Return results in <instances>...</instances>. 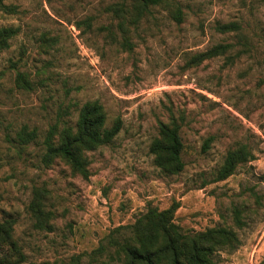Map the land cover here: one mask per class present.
<instances>
[{
  "label": "rangeland",
  "instance_id": "374dc122",
  "mask_svg": "<svg viewBox=\"0 0 264 264\" xmlns=\"http://www.w3.org/2000/svg\"><path fill=\"white\" fill-rule=\"evenodd\" d=\"M172 1L183 21L156 7L128 26L130 47L108 7L131 0H5L19 12L0 10V28L20 29L0 53V220H14L13 239L28 262L123 264L112 258L115 247L93 251L149 206L175 205L184 233L219 226L237 233L238 246L218 251L215 264H264V0ZM88 16L90 28L77 24ZM231 21L240 30L217 28ZM225 43L233 44L226 54L192 62ZM18 71L31 88L16 84ZM93 100L108 127L120 117L122 128L85 151V177L59 157L48 162L44 140L53 126L75 127ZM172 118L184 143L179 173L164 172L150 151L160 122ZM23 128L36 138L25 142ZM240 144L255 159L216 180ZM36 198L47 213L43 225L30 209Z\"/></svg>",
  "mask_w": 264,
  "mask_h": 264
},
{
  "label": "trees",
  "instance_id": "16d2710c",
  "mask_svg": "<svg viewBox=\"0 0 264 264\" xmlns=\"http://www.w3.org/2000/svg\"><path fill=\"white\" fill-rule=\"evenodd\" d=\"M156 7H165L172 18L178 23L183 21V11L178 3L172 0H131L130 4L119 2L108 7L118 20L117 26L124 33L125 42L132 47L133 43L125 35L128 26H137L142 20H147ZM0 10L17 13L16 5L7 4L0 0ZM93 17L88 16L77 22L92 26ZM222 32L240 30L241 26L234 21L217 26ZM19 26L9 25L0 28V53L8 49L11 40L19 33ZM233 48L232 43L217 44L197 53L191 60L200 63L219 55H224ZM238 56V55H237ZM235 55H228L233 60ZM16 84L19 87L31 88V81L26 72L18 71ZM122 120L116 118L113 124L107 126V113L103 104L98 100L87 101L80 108L75 127L65 126L59 130L57 126L49 129L44 145L45 159L52 162L55 158L65 160L74 171L85 177L89 175L88 162L85 151L94 150L110 143L120 132ZM21 135L25 142L36 138V131L23 128ZM213 137H209L203 146L210 147ZM150 151L154 154V161L158 167L167 173H179L184 169V143L181 136V124L172 118L169 122L161 121L159 136L150 144ZM255 159V154L248 145L240 144L230 150L223 164L216 173V180H222L233 174L236 168L244 162ZM42 202L38 198L30 205V209L43 225L47 222V213L41 208ZM176 206L160 210L149 206L133 224L117 227L109 236V244H101L93 253H102L109 247H115L113 259L123 264H215V255L223 248L234 249L240 243L237 233L226 226L212 227L194 234L184 233L174 222ZM237 223L242 226L243 221L237 217ZM14 220H0V264H46L28 262L26 255L13 239Z\"/></svg>",
  "mask_w": 264,
  "mask_h": 264
}]
</instances>
